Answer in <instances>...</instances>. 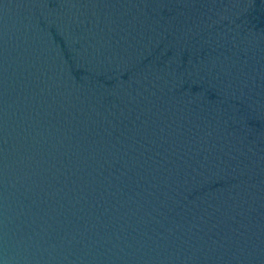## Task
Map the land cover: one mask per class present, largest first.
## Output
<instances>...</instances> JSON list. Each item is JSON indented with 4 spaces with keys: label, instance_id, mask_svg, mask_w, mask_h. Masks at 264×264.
I'll use <instances>...</instances> for the list:
<instances>
[{
    "label": "water",
    "instance_id": "95a60500",
    "mask_svg": "<svg viewBox=\"0 0 264 264\" xmlns=\"http://www.w3.org/2000/svg\"><path fill=\"white\" fill-rule=\"evenodd\" d=\"M0 264H264V0H0Z\"/></svg>",
    "mask_w": 264,
    "mask_h": 264
}]
</instances>
